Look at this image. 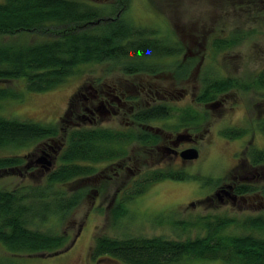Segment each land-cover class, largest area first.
Returning <instances> with one entry per match:
<instances>
[{"label":"rangeland","instance_id":"obj_1","mask_svg":"<svg viewBox=\"0 0 264 264\" xmlns=\"http://www.w3.org/2000/svg\"><path fill=\"white\" fill-rule=\"evenodd\" d=\"M83 1L97 6L113 2V0ZM238 1L240 2V0H131L125 14L131 23L153 28L156 37L170 43L178 42L182 48L179 55L151 59L150 61L158 63L162 68L151 76L147 73L127 76L120 71L116 62L104 61L77 66L65 82L43 92L24 91L23 79L0 81V87L9 86L22 93L20 98L0 100V116L32 120L42 124L56 123L60 131L54 139L41 140L18 149L0 150V156L20 153L26 156L28 163H31L27 172L0 175L2 189L43 182L48 172L59 164L55 152L59 149L58 145H61L66 131L72 127H92L84 124L71 126L67 121L74 120L76 117L74 114L73 117L70 115L66 122L59 123V118L69 107L70 98L76 94L77 87L84 83L107 81L125 87L128 80L129 86L137 89L143 82L151 81L161 88L159 92L161 97L167 95L166 92H174L177 95L179 89H184L187 93L186 97L169 96L166 100L161 98L160 101L156 94L145 97L143 93H136L138 98L131 115L120 114L112 120L103 121L97 127L123 129L127 123L133 122L131 131L148 132L145 127L136 124L132 117L135 112L148 107L147 101L151 103L150 107L166 103L175 108L174 116L168 120L147 122L171 130L174 135L183 131L180 130L181 126L177 120L180 110L194 109L200 115L197 123L189 124L187 129L188 135L196 138V143L192 147L198 150L197 159L183 163L171 160L169 167L150 166L148 164L157 160L158 154L149 153L147 148L149 144L144 147L136 140L126 143L121 157L96 165L94 176L86 182L89 187L84 199L62 224L56 219H50L40 226L42 229L67 234L68 242L60 253H12L0 243L1 261L10 264H124L109 256L97 257L94 260L89 258L94 237L100 234L115 237L163 234L174 237L178 232L174 231L169 223L173 219L189 220L204 214L238 218L247 215L264 216V200L258 196L261 195L259 192H250L232 200L221 191L224 187H219L224 183L227 187V184L232 183L231 180L236 184L243 182L254 186L264 185V167H250L245 163L242 168L241 162L237 163L236 159L238 156L245 158L248 149H264V130L260 127L264 120V88L246 87L253 74L264 66V1L261 2V6H257L254 4L257 0H252L248 7H241ZM67 28L51 27L44 32H24L18 36L0 35V40L35 43L51 39ZM230 38L233 45L218 50L214 46L216 39ZM221 77H231L236 81L235 87L215 98L219 99V102L222 100L221 97L226 99L222 107H205L204 103L196 101L204 80ZM71 107L76 112L77 97L72 100ZM236 127L247 130L246 134L230 139L221 133L223 129ZM154 147L152 146L153 150ZM43 151L48 155H44ZM133 156H137V160L140 163L144 161L147 166L142 168L140 174L132 177L131 173L125 170V165ZM40 157L52 160V166L48 170L44 163L37 162ZM156 167L183 170L188 174L196 173L201 175L202 179L158 181L127 201L126 214L114 219L111 210L117 199L124 193L132 191L137 181ZM30 171L34 174L29 175ZM83 182L75 186L82 188ZM203 199L206 201L200 205L198 200ZM191 202L194 205H190ZM159 217L166 223L157 224L155 220ZM240 231L230 227L226 233ZM179 233L185 235V232ZM188 233L194 235L196 230Z\"/></svg>","mask_w":264,"mask_h":264},{"label":"trees","instance_id":"obj_2","mask_svg":"<svg viewBox=\"0 0 264 264\" xmlns=\"http://www.w3.org/2000/svg\"><path fill=\"white\" fill-rule=\"evenodd\" d=\"M262 1L257 0L254 4L261 6ZM130 2L113 0L111 4L97 6L83 0H0V35L18 36L24 32H44L51 27L70 26L51 39L35 43L0 40V81L23 79L24 91L43 92L65 82L77 66L104 61L116 62L127 76L158 72L161 65L150 60L179 55L182 48L178 42L170 43L156 37L153 28L131 23L125 16ZM250 2L252 0H240L238 5L248 7ZM231 44V38L214 41L217 50ZM235 83L231 77L206 79L196 101L209 103L235 87ZM246 87L264 88V66L253 74ZM21 95L15 88L0 87V100L20 98ZM73 96L59 123L66 122L70 115L75 116V109L71 107L76 98L75 94ZM173 109L166 103L153 105L134 113L133 119L145 123L168 120L174 116ZM177 116L180 126L194 125L200 119L196 110L188 108L180 110ZM260 127L264 130V120ZM59 132L56 123L42 124L0 116V150L18 149L54 139ZM246 132L242 127L221 131L230 139ZM62 139L55 152L59 164L48 172L43 182L12 189L0 188V243L9 252L60 253L68 242L67 234L40 226L50 219H56L60 224L66 220L84 199L89 187L86 182L94 176L97 164L121 157L126 143L136 140L150 145L157 141V137L149 132L107 127H72ZM245 163L250 167H264V149H248L246 162L243 160L240 167L244 168ZM30 165L23 154L3 155L0 156V175L27 172ZM33 174V171L29 172V175ZM190 178L201 180L202 176L181 170H150L137 181L132 191L117 199L111 210L113 218L124 216L126 202L152 184L164 179ZM81 182L84 184L82 188L75 186ZM250 192H260L264 198V185L242 182L234 187L237 196ZM205 201L198 200V203L201 205ZM155 222L166 223L161 217ZM169 223L178 232L174 237L163 234L96 235L89 258L109 256L124 264H264L263 215L238 218L204 214L189 220L173 219ZM230 227L241 231L226 233ZM192 230H196L194 235L188 233ZM0 264L10 263L0 260Z\"/></svg>","mask_w":264,"mask_h":264},{"label":"flooded vegetation","instance_id":"obj_3","mask_svg":"<svg viewBox=\"0 0 264 264\" xmlns=\"http://www.w3.org/2000/svg\"><path fill=\"white\" fill-rule=\"evenodd\" d=\"M147 75L151 76L152 74H147ZM129 76H134V75H129ZM160 89L161 88L159 87V85L151 81L143 82L142 84H140L139 88L137 89H132L129 86L128 80L126 81L125 87H121L118 84H115L114 82L109 83L107 81H100V82H95V83H84L81 86L77 87L76 89V94H75V96L77 97V109L75 112L76 117L74 120H69L70 125L72 126V125L84 124V125H89L92 127H97L99 124H102L103 121L112 120L120 114L125 115L127 113L129 116L132 114L135 108L134 107L135 102L138 98L137 94L139 93L141 94L143 93V96L145 97L151 96L152 94H156V96L159 98V101L161 98L166 100L169 96L170 98H173V97L180 98V97L187 96V93L184 91V89H179L177 91V95L174 92H166L167 95H163L161 97L159 95ZM226 92L227 91L221 94H224ZM221 98H222V100H220L221 102H219V99H215V100L210 101L209 103H204V106L210 107V108L222 107L224 103H226V99L224 97H221ZM214 101L217 104L212 106L211 103ZM147 103L148 105L146 106L150 107L149 105L151 103L149 104V101H147ZM136 124L145 127L149 133L154 134L157 137V141L155 142V144H150V146H147V148L149 149L150 154L157 153L158 158L157 160H155L154 162L148 165L150 166L159 165L160 167H167V166L169 167L171 164V160H179L181 163L189 161L187 159H182L179 153L186 148L192 147L196 143V138L193 139L189 136L190 138L188 139H182L180 141L177 140V136L179 134L189 133L187 130L188 126H181L180 130H183V131L177 132L174 135L173 131L154 126L150 123L136 121ZM133 125H134L133 122L129 124L127 123L124 126L123 130L131 131L130 128ZM188 145H191V146H188ZM143 146L145 147L146 145H143ZM152 146H155L154 147L155 150H153ZM245 156H246V152H245ZM137 158H138L137 156H133L131 160H127L126 162L127 164L125 165V170L131 173L132 177L140 174L142 172L141 171L142 168L147 166L145 165L146 163L144 161L140 163L139 160H137ZM236 159H237V163L238 162L242 163L243 160H245L246 162V157L244 158V157L238 156ZM155 169H157V167L152 170H155ZM172 171H175V170H172ZM231 182L232 183L230 185L232 186V188L230 189V193H231V196L234 197L232 200H235L237 198V195L234 194V187L237 184L233 180H231ZM225 186L226 184L224 183L220 185L219 187H225ZM258 196L263 197L261 195H258Z\"/></svg>","mask_w":264,"mask_h":264},{"label":"water","instance_id":"obj_4","mask_svg":"<svg viewBox=\"0 0 264 264\" xmlns=\"http://www.w3.org/2000/svg\"><path fill=\"white\" fill-rule=\"evenodd\" d=\"M217 104L215 101L211 103L212 106ZM106 114V113H105ZM190 138L188 134H179L177 136V140L180 141L182 139H188ZM44 155H48L47 152L43 151ZM180 156L182 159L192 160L196 159L198 157V150L194 147L186 148L182 150L180 153ZM37 162H42L45 164V168L48 170L52 166V160L46 159L45 157H40ZM44 166V165H43ZM232 188L231 185H227V187H224L221 189V191L225 192L226 195H228L229 198L233 199L234 197L231 196L230 189Z\"/></svg>","mask_w":264,"mask_h":264}]
</instances>
